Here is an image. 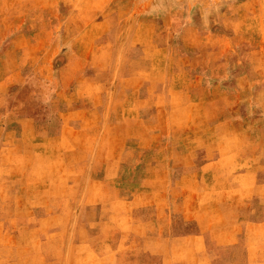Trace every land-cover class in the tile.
<instances>
[{"label":"crops","instance_id":"crops-1","mask_svg":"<svg viewBox=\"0 0 264 264\" xmlns=\"http://www.w3.org/2000/svg\"><path fill=\"white\" fill-rule=\"evenodd\" d=\"M82 1L0 0V264H264V0L164 62Z\"/></svg>","mask_w":264,"mask_h":264},{"label":"rangeland","instance_id":"rangeland-1","mask_svg":"<svg viewBox=\"0 0 264 264\" xmlns=\"http://www.w3.org/2000/svg\"><path fill=\"white\" fill-rule=\"evenodd\" d=\"M81 1V0H80ZM121 0H118L119 2ZM132 7L112 8L113 0H83V6L63 9L64 13L67 10L79 12L80 19L84 22L79 24L71 23L70 32L71 35L76 31L89 32L93 30L94 24L90 21L96 19L98 24L94 27L96 32L102 34L101 40H95L87 34L85 39L82 40L80 47L90 49L95 47L96 44H102L103 47L109 48L113 44V38L111 31L113 30V24L111 22L112 16L118 15L120 20L126 21L121 23L120 30L125 35H131L136 32H143L149 36V39L142 41L149 48H159V45L165 47V53L156 54L155 61L159 59L171 60L170 52L176 48L180 42L177 36L187 28L188 20L190 17L193 19H199V17L209 16L213 17L218 23L214 24V31L221 32L224 28H231V25L221 24L223 15L227 17H234L231 12H227L225 7H222L221 0H132ZM113 10V13H112ZM120 12V13H119ZM75 14V13H72ZM121 14V15H120ZM75 18V17H74ZM232 20V19H230ZM9 41H7L8 43ZM189 42V41H187ZM217 42V41H216ZM215 42V43H216ZM59 46H65L70 48L73 43H76L75 39L69 38L63 43L62 41H56ZM205 43V41H203ZM264 44V42H263ZM218 46V45H215ZM77 47V45L75 46ZM163 55V56H162ZM55 63H60L65 57L56 56Z\"/></svg>","mask_w":264,"mask_h":264}]
</instances>
